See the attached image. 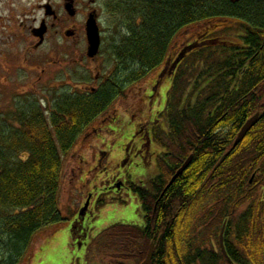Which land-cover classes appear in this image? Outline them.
Wrapping results in <instances>:
<instances>
[{"label":"trees","instance_id":"trees-1","mask_svg":"<svg viewBox=\"0 0 264 264\" xmlns=\"http://www.w3.org/2000/svg\"><path fill=\"white\" fill-rule=\"evenodd\" d=\"M111 3L123 33L122 41L112 45L111 58L122 75L111 79L114 86L142 80L158 68L173 40L193 26L228 23L225 30L235 42L203 33L180 49L175 61L182 58L177 69H183L164 109L170 132L162 142L166 153L151 189H135L147 224L112 226L89 249L102 264H140L150 244V264H228L214 253L228 219V258L234 264H264L263 215L248 191L255 159L264 157V0ZM113 89L108 85L106 94L82 98L55 93L44 108L32 96L18 95L10 101L11 110L0 112V264H19L40 230L63 222L58 200L63 158L107 106ZM256 113L259 137L252 129L215 170ZM190 156V166L157 204Z\"/></svg>","mask_w":264,"mask_h":264},{"label":"rangeland","instance_id":"rangeland-1","mask_svg":"<svg viewBox=\"0 0 264 264\" xmlns=\"http://www.w3.org/2000/svg\"><path fill=\"white\" fill-rule=\"evenodd\" d=\"M78 1L82 6H89L90 0ZM96 1L95 8L100 14L101 26V53L98 63L102 67L99 73L101 75H115V77H109L110 79L122 77L120 70L116 71L111 58L112 45L119 44L123 34L117 25L115 16L111 13L113 6L111 2L114 0ZM39 3L41 0H0V55L2 54L0 56V112L4 113L11 110L10 101L18 95L32 96L44 108L47 104L49 105L55 93L73 90L75 84L83 87L84 83H90L94 78L61 77L58 72L54 73L53 77H37L41 68H45V65L58 59L60 43L63 39L55 33H51L43 47L31 55L25 63L23 57L26 45L32 42L27 29L42 18ZM24 9L25 11H23ZM226 24L228 23L214 21L210 25L201 24V26L196 25L184 30L173 40L168 55L172 54V48L177 49V53L184 45L196 41L203 33L208 35V39L215 38L227 43L235 42L230 32L225 30ZM24 65H26V69L33 70L29 75L14 72L15 68H21ZM163 68L164 63L137 84H130L125 105L130 108V111L135 112L136 110L138 114L141 112L142 109L139 108L143 106L144 97L143 88L140 87H144L150 80L155 82ZM167 89L166 86L162 88L161 96L166 94ZM116 101L117 99L112 108H116ZM109 129L111 132L106 134L108 137L103 144L97 141L96 137H88L84 140L83 135H80L72 149L64 156L58 200L61 216L65 220L40 230L33 237L32 243L19 264H84V261L79 260L83 255L85 243H81L83 245L82 250L75 251L77 233L73 224L76 222L79 212L77 211L75 214L74 211L84 202L86 195L91 192L96 193L97 200L100 195L102 197L99 206L97 207L96 202L93 207L90 206L88 211V214H93V220H87L84 223V228L87 227L93 232L88 233L87 242H91L103 230L115 225L140 227L142 214L140 206L135 200L136 197L131 192H114L109 189V186L115 179L130 180L136 184L140 183L142 179L143 185H145L149 179L156 175L157 171L153 172L151 169L148 175L147 173L136 174L132 171V163L142 159V155H137L139 152H136L137 149H135L140 146V138H131L136 131L134 126L122 127L121 130H118L119 132H114V135L113 129ZM86 132H88L87 129L84 133ZM128 145L129 151L127 152L126 147ZM98 151L109 152V159L103 162L105 171L102 170V167L92 170L95 167ZM151 151L158 153L159 149L152 146ZM126 156L130 157L127 162H124ZM139 164L141 165V162ZM145 168L150 169L149 166ZM78 248L77 246L76 249L78 250ZM86 253L84 259L88 261L87 264H102L98 260V256L94 255L92 251L88 253L86 249ZM106 262L107 260H105Z\"/></svg>","mask_w":264,"mask_h":264},{"label":"flooded vegetation","instance_id":"flooded-vegetation-1","mask_svg":"<svg viewBox=\"0 0 264 264\" xmlns=\"http://www.w3.org/2000/svg\"><path fill=\"white\" fill-rule=\"evenodd\" d=\"M96 4H97L96 0H90L89 6L87 5V7L84 5L82 6V4L78 0H41V3H39L38 6L40 12H42V18L39 22H34L35 24L27 29L28 34L32 39V42L26 45L27 47L25 49L23 60L25 61V63H27L29 57L37 53L43 47L47 37L51 33H55V35H59L63 40L60 43L58 59H55L51 64L45 65V68H41V69L39 68L40 70L37 73V77H53L54 73L56 72H58L61 75V77H94L90 83L88 82L84 83L83 87L82 86L79 87L77 86L78 84H75L76 85L75 89L64 91L65 93L73 97H80V98L89 97L97 94H101V95L104 93L106 94L105 87H107L108 85L109 86L112 85V87H114L115 89L109 92L108 94L109 96H107L110 97L111 100L109 101L107 106H104L93 118V120L87 125L85 130L87 129L88 132L86 133L83 132L84 133L82 134L83 139L86 140V138L88 137H96L97 138L96 140L102 142L103 144L108 137L106 136V134L108 135L111 132L109 131L110 130L109 128L113 129L112 133L114 135L115 134L114 132L121 130L122 127L134 126L136 128V131L131 138L132 139H134L135 137L140 138V142H141L140 146L136 147L135 149H137L136 152H139L137 155H142V159L139 162L132 163L133 165L132 171H134L136 174L147 173L148 175L150 170L153 169V172L157 171L156 175L154 176L156 177L159 174V170L161 168V164L159 160L166 153L164 147L162 146V142H164L170 134L168 128V119L166 116L167 114L164 111L165 104L167 102L165 97L166 94L161 96V92H162V88L166 86L168 87L166 93H168L174 87V85H176L175 83L177 78L176 76L180 68L177 69L178 64L175 66L174 62L176 55L179 52L176 53L177 49L172 48V54L169 55L167 54L166 60L169 62V67L166 69V72L169 71L168 74L165 73L164 77H156L157 79L155 80V82L154 81L152 82V80H150V82L146 83L144 87H140L143 88V97H144L143 106L142 108H139L142 109L141 112L138 114V111L136 110L135 112H133V110L130 111L129 110L130 108L125 105L128 99V93H127L129 91L128 88L132 83L124 82L123 84L114 86V83H111V79L109 78V77H115L113 74L101 75L99 73L100 68L102 67L98 63L101 53L100 51L101 47L96 57L94 58L87 57L88 43L86 37V22L89 16H93L96 19L99 33L101 35L100 14L98 13V10L95 8ZM66 5H71L70 11L72 12V16H70L69 12L66 10ZM23 11H25V9ZM42 28L44 29V34L40 39L38 35L40 32L39 30ZM40 40H42L41 43ZM174 53H176L175 57H173ZM95 62L97 63L95 64ZM25 67L26 65L22 66L21 68H15L14 72L16 73L21 72L29 75L33 70L26 69ZM139 81L133 82V84L135 83L137 84ZM189 92H190V87L187 88L185 94L187 95ZM116 99H117L116 108H112L113 107L112 105L114 104ZM255 116L257 117V122L252 127V129L255 128L254 132H256L257 136L259 137L261 126L260 128L258 127L256 128V126L259 124L261 117L259 113H256L252 117ZM152 146H156L159 149V152L157 153L156 151H151ZM232 147L230 151L225 153L218 161V163L215 165L214 168L215 170L218 169L224 163L226 157L229 155L228 153L231 152ZM128 149H129V145L126 147L127 152L129 151ZM129 157L130 156H126L124 162H127ZM106 159H109V152L98 151L96 155L95 167L92 170H95V168L98 169L102 167V170L105 171V168H103V162ZM188 160H190V163L188 165L189 167L192 161L191 156L181 163V166L177 169V171ZM263 160L264 157L261 155H258L257 158L255 159L256 166L249 174L251 178L249 181L250 188H248V191H251L254 204L256 208L259 209V212H261L264 219V170L261 168V165H263L262 163H264L262 162ZM140 162L141 165L139 164ZM147 166H149L150 169H146L145 167ZM151 179H149L145 185H143L144 183L142 179L141 182L138 184L133 183L130 180L125 181V180L115 179L110 183L109 186V189L113 190L114 192H118V193L131 192L136 197L135 200L139 204L140 211L142 214L141 217L142 223L140 227H137L139 229L144 228L146 226L147 219H146V214L141 209L142 203L140 202L138 196L135 194V189L141 187L144 190H150L151 186L149 182ZM161 196L162 195H160L157 204L162 199L163 196L162 197ZM101 197L102 195L98 197V200L96 197L93 201L94 194L93 192H91L86 195L85 202L89 199V205H91L92 201L93 204H96V202L97 203L100 202ZM85 202L82 205H84ZM82 205L76 211L74 210L73 211L75 213L77 211L79 212V210H81V208L83 207ZM89 209L90 207L88 208L87 213L83 212L82 214L83 217L81 216L76 218V222L73 224V228L76 230L77 233L76 239H77V246L79 247L77 250L78 252L79 250H81L80 248L82 246L81 243H85V245L87 244V246L89 243L86 241L89 230L87 229V227L84 228V223L87 220L90 221L93 220L92 214H88ZM154 209L156 208L154 207ZM80 213L82 212L80 211L79 215ZM224 223H226L227 226L228 219H225L222 225ZM129 227H136V226L129 225ZM225 241L226 240L224 235L223 244L226 255L228 257ZM218 247H219V234H218ZM214 248H215L214 253L217 255L219 252L220 255L225 259V261H227L224 255L221 253L220 248L216 249V246H214ZM83 251H84L83 254H85L86 253L85 249H83ZM229 263L234 264L231 260Z\"/></svg>","mask_w":264,"mask_h":264},{"label":"water","instance_id":"water-1","mask_svg":"<svg viewBox=\"0 0 264 264\" xmlns=\"http://www.w3.org/2000/svg\"><path fill=\"white\" fill-rule=\"evenodd\" d=\"M70 9H71V5H66V10L69 12L70 16H72V12L70 11ZM39 31L40 32H39L38 37L41 39L44 34V29L42 28ZM86 37H87V43H88L87 57L94 58L97 55L99 47H100V37H99V31H98V27L96 24V20L93 16H89L86 22ZM256 122H257V117L255 116L252 119H250L242 127L241 131L239 132L234 142L233 148H236V146H238V144L243 140V138L247 135V133L256 124ZM189 163H190V160L186 161L184 165L174 174V176L171 178L168 185L165 187L164 191L162 192V196L170 188V186L174 183V181L183 174L185 169L188 167ZM87 204L85 205L84 210H86ZM224 228H225V225H223L221 232H220L219 245H220L221 252L226 257L224 246H223ZM152 252H153V245L150 246L147 256L142 264H150V260L152 258Z\"/></svg>","mask_w":264,"mask_h":264}]
</instances>
